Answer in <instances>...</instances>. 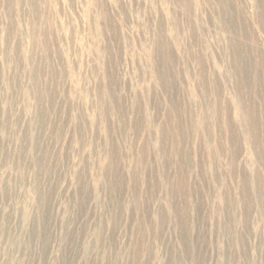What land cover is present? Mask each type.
Returning a JSON list of instances; mask_svg holds the SVG:
<instances>
[{"label":"rangeland","instance_id":"rangeland-1","mask_svg":"<svg viewBox=\"0 0 264 264\" xmlns=\"http://www.w3.org/2000/svg\"><path fill=\"white\" fill-rule=\"evenodd\" d=\"M0 264H264V0H0Z\"/></svg>","mask_w":264,"mask_h":264}]
</instances>
